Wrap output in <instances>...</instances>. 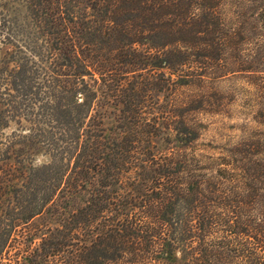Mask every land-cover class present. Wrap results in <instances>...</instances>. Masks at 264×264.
<instances>
[{"label": "trees", "instance_id": "obj_1", "mask_svg": "<svg viewBox=\"0 0 264 264\" xmlns=\"http://www.w3.org/2000/svg\"><path fill=\"white\" fill-rule=\"evenodd\" d=\"M0 11V264H264V0ZM225 75L258 127L213 160L194 113Z\"/></svg>", "mask_w": 264, "mask_h": 264}, {"label": "rangeland", "instance_id": "obj_2", "mask_svg": "<svg viewBox=\"0 0 264 264\" xmlns=\"http://www.w3.org/2000/svg\"><path fill=\"white\" fill-rule=\"evenodd\" d=\"M7 1L9 0H0V4ZM2 19L0 11V23ZM247 78L248 75H231L228 78L225 75L213 80L209 88L211 102H201L199 107L202 108V112L194 113L200 128L199 138L196 141L198 151L213 160L227 155V150L232 148L245 133L258 127L253 118L256 115L259 91L246 80ZM181 92L186 93L187 90ZM198 105L196 103L195 107ZM211 158L204 160L209 164L214 162ZM216 161L218 163L224 160Z\"/></svg>", "mask_w": 264, "mask_h": 264}]
</instances>
